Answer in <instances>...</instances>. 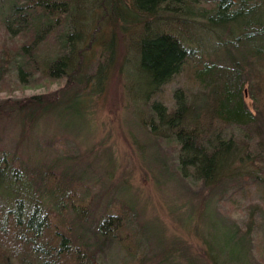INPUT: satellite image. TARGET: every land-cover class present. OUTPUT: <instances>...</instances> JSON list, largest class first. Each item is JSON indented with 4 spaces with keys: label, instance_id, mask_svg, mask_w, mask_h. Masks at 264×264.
I'll return each mask as SVG.
<instances>
[{
    "label": "trees",
    "instance_id": "16d2710c",
    "mask_svg": "<svg viewBox=\"0 0 264 264\" xmlns=\"http://www.w3.org/2000/svg\"><path fill=\"white\" fill-rule=\"evenodd\" d=\"M78 1L9 0L2 19L0 76L12 73L21 85L61 79L67 87L77 86L58 101L47 93L0 102V117L15 114L32 123L54 109H67L70 100L78 103L77 87L91 79L83 70V49L74 47ZM91 10L94 32L107 29L112 36L95 52L93 77L98 83L113 65V37L140 25L136 70L148 89L145 99L156 125L173 131L169 137L176 145L174 164L181 180L199 182L197 193L212 191L218 198L226 195L228 183L232 188L238 182L247 188L258 180L264 183V0H91ZM172 81L176 87L167 109L161 95ZM189 85L201 95L190 110L185 103ZM187 111L193 121L186 130L182 122ZM232 127L237 135L226 137L224 129ZM2 180L17 193L5 201L0 197V264H98L97 253L74 236L67 218L69 209L75 221L82 222L79 216L87 214L89 203L76 177L51 166L30 167L0 152ZM256 220L250 218V223ZM135 221L133 208L122 204L114 212L105 209L89 232L100 240L109 237L129 264H145L140 240L134 237ZM222 228L231 237V252L210 236L199 263L185 247L174 245L154 264H243L241 242L248 230L236 241L235 234ZM220 258L226 259L218 263Z\"/></svg>",
    "mask_w": 264,
    "mask_h": 264
},
{
    "label": "rangeland",
    "instance_id": "374dc122",
    "mask_svg": "<svg viewBox=\"0 0 264 264\" xmlns=\"http://www.w3.org/2000/svg\"><path fill=\"white\" fill-rule=\"evenodd\" d=\"M8 2L0 0V40ZM78 3L81 4L73 23L79 38L74 47L83 49V70L91 77L89 84L77 87L81 96L78 103L70 100L67 109H54L35 122L25 123L15 114L0 117V152L15 155L30 167L51 166L55 172H64L80 181L81 196L89 203L87 214L79 216L82 222L75 221L77 216L70 209L66 214L72 221L74 236L97 253L98 264H129L119 245L109 237L100 240L89 232L94 231L105 209L114 212L122 204L131 206L136 213L134 237L140 240L138 249L147 258L145 264L158 262L161 255L170 254V248L175 246L185 247L189 257L202 261L210 236L220 242L221 248L227 245L231 252V237L220 232L221 226L223 231L235 234L236 241L248 230L241 242L243 264H264V183L258 180L247 188L238 182L239 189L228 183L226 195L218 198L212 191L197 193L199 182L181 180L174 164L176 145L169 137L173 131L156 125L145 99L148 89L136 70L134 47L141 33L140 25L126 27L125 34L119 31L113 37V65L102 83H98L93 77L95 52L107 45L112 36L107 29L101 30V34L94 32L91 0ZM15 80L12 73L0 76V102H22L47 93L49 97L55 94L58 101L71 95L77 86L73 83L67 87L61 79L33 85H21ZM175 87L172 81L162 91L167 109L172 105L170 95ZM186 88L189 89L185 103L190 110L199 103L201 95L190 85ZM192 119L193 114L187 111L182 122L184 129L190 128ZM150 126H154L155 132H151ZM224 131L226 137L238 133L233 127ZM16 193L15 186L0 181L2 200ZM255 217L256 223H250V218ZM222 259L226 258L218 259V263ZM230 261L236 262L232 258Z\"/></svg>",
    "mask_w": 264,
    "mask_h": 264
}]
</instances>
